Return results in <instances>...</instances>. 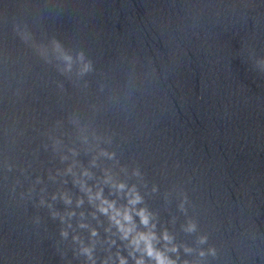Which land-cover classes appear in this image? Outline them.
Here are the masks:
<instances>
[{"label": "water", "instance_id": "water-1", "mask_svg": "<svg viewBox=\"0 0 264 264\" xmlns=\"http://www.w3.org/2000/svg\"><path fill=\"white\" fill-rule=\"evenodd\" d=\"M15 25L38 44L56 39L73 54L83 51L93 72L79 83L69 80L35 54ZM71 113L89 133L111 137L102 146L116 152L119 164L103 157L90 164L92 153L79 147L67 122ZM56 120L64 126L54 129ZM49 134L78 147L77 172L89 168L87 183L103 186L110 199L105 169L137 185L158 231L167 228L194 249H218L204 258L181 249V260L264 264V0H0V161L15 165L11 172L0 168V257L6 264H84L71 240L78 234L88 242L84 222L98 231L100 264L117 251L108 247V221L93 218L94 207L63 174L71 159L61 162L44 149ZM133 168L141 177L130 175ZM36 177L41 183L29 199ZM41 196L65 222L39 206ZM189 220L197 224L194 233L183 229ZM204 234L208 243L198 245Z\"/></svg>", "mask_w": 264, "mask_h": 264}, {"label": "clouds", "instance_id": "clouds-1", "mask_svg": "<svg viewBox=\"0 0 264 264\" xmlns=\"http://www.w3.org/2000/svg\"><path fill=\"white\" fill-rule=\"evenodd\" d=\"M14 29L20 38L33 48L35 54L41 60L52 65L58 73L69 80H75L79 83L84 76L93 72V64L83 51L73 54L66 50L56 39H52L47 45H41L33 40L30 33L21 30L19 26L15 25ZM84 86L86 87V82ZM57 87L63 89V83L57 82ZM100 91H103V86L100 87ZM90 107L94 110L96 106L91 105ZM66 119L75 131V140L79 147H83L85 151L92 153L90 160L92 166H95L97 160L101 157L119 164L116 152L109 151L102 146L110 144L112 142L111 137L97 135L95 131L89 133L88 126L81 123V119L76 113L69 114ZM63 126V120H56L53 128L60 129ZM49 140L51 141L50 144L43 145L45 150L50 148L54 154L59 156L61 162L71 159V163L64 169L63 174H70L73 177V183L79 185L80 191L85 194L88 203L95 209L92 213L93 218H96L98 213L108 221V226L105 228V232L110 233L107 238L108 247L111 249L115 245L117 251L114 254L110 252L108 256L100 261V264H130V261L131 264H198L197 261L181 260L180 250L183 249L185 254L196 252L200 258L215 257L218 254V249L215 246L194 249L183 243H177L175 236L170 234L167 228H161L158 231L155 214L144 205V197L137 185L135 183L129 184L125 179H118L110 169H105L102 184L110 187L109 195L114 197L110 199L109 196L104 194L103 186H93L87 183V179L92 177L89 168L79 167L77 172L79 162L75 157L79 154L78 147H68L61 136L49 134ZM14 167L15 165L10 163L7 157L0 161V168L8 172L13 171ZM120 171L128 174L125 167H121ZM60 174V170L57 169V175ZM130 175L141 177L142 173L138 168H133ZM49 179L55 180L56 176L50 172ZM17 183H19L18 180ZM39 183H41L40 177H36L32 187L28 190L29 199H31V193L36 184ZM15 187L14 184L12 187L13 192H15ZM152 191H157V186L153 185ZM21 196L23 197L24 193H21ZM56 198V194L53 193L51 199L55 200ZM60 198L66 205H71L73 202L72 197L67 193H60ZM75 203L77 208L80 207L84 203V198H78ZM38 204L39 206H46L53 217L59 215L61 222H65V216L52 210V204L43 196L40 197ZM180 209L185 210L184 201H181ZM66 215L70 219L76 213L73 210L68 211ZM80 215L83 217L84 213L81 212ZM33 222L39 223V217L33 218ZM79 227L89 230V238L88 242H85L80 235L72 234L71 240L76 245L74 251L84 258V264H97L96 241L93 238L98 236V231L95 227H91L84 222H81ZM68 228H71L70 223H68ZM183 229L185 232L194 233L197 231V224L189 220L183 226ZM60 236L67 240L69 237L67 229H62ZM117 240L121 243L118 244ZM197 243L198 245H206L208 236L206 234L200 235ZM121 247L127 252V255L121 253ZM6 262L5 257H0V264H6Z\"/></svg>", "mask_w": 264, "mask_h": 264}]
</instances>
